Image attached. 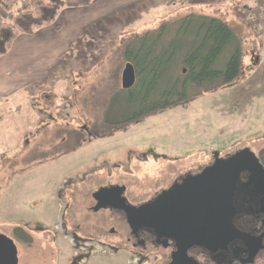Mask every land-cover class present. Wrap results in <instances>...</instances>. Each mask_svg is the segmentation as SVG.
Here are the masks:
<instances>
[{"label": "rangeland", "instance_id": "rangeland-1", "mask_svg": "<svg viewBox=\"0 0 264 264\" xmlns=\"http://www.w3.org/2000/svg\"><path fill=\"white\" fill-rule=\"evenodd\" d=\"M191 14L217 17L234 31L240 77L123 128L107 126L133 113L128 92L119 91L125 51L135 53L145 34L150 45L159 27ZM175 30L169 27L155 53L165 62V51L176 49L169 55L172 75L186 68L182 53L192 41L169 47ZM80 32L38 82L15 90L6 78L0 81V239L14 247L17 264H67L68 242L58 237L53 245L37 229L62 210L73 177H84L77 189L85 205L97 184L108 183L125 186L135 204L178 174L201 172L215 153L224 158L247 148L258 156L264 148V0L118 1ZM103 249L78 264L124 263L123 253ZM254 264H264V252Z\"/></svg>", "mask_w": 264, "mask_h": 264}, {"label": "trees", "instance_id": "trees-1", "mask_svg": "<svg viewBox=\"0 0 264 264\" xmlns=\"http://www.w3.org/2000/svg\"><path fill=\"white\" fill-rule=\"evenodd\" d=\"M93 1L0 0V8L6 15L4 19L0 18V56L9 51L19 35L31 36L37 30L53 25L63 9L88 7ZM177 21L176 24L159 27L156 30L158 38L150 45L145 44L148 36L145 34L139 38L135 53L125 51V62L131 63L136 73L135 84L127 90L126 98L127 104L133 107V113L118 121L110 120L107 126L123 128L137 119L187 104L191 99L219 90L240 77L241 45L223 20L191 14ZM171 25L176 30L169 47L181 41L185 45V41L192 38L190 46L182 53L186 68L178 75H172L169 66L172 59L169 55H174L176 49L165 51V62L162 55L159 58L155 55L157 48L165 43ZM147 77L151 78L149 84L145 82ZM258 158L264 165V148Z\"/></svg>", "mask_w": 264, "mask_h": 264}, {"label": "flooded vegetation", "instance_id": "flooded-vegetation-1", "mask_svg": "<svg viewBox=\"0 0 264 264\" xmlns=\"http://www.w3.org/2000/svg\"><path fill=\"white\" fill-rule=\"evenodd\" d=\"M199 173L188 171L178 174L159 193L135 204L125 196V186L112 183L98 186V181L94 180L93 184L97 185L89 194L90 203L85 205L82 191L77 189L84 177H73L67 182L69 192L64 196L62 210L50 226L38 227V236L53 245L58 237L67 241L73 248L67 264H78L79 259L98 254V248L105 253L102 251L104 247L111 249V256L123 253V264H249L247 259L253 247L250 241L235 239L225 249L216 252L193 245L184 253L174 239L165 236V232H157L150 227L132 229L127 214L122 209L112 207L119 206L120 200H123V206L135 208L151 203L162 192L180 185L185 177ZM248 177L247 173L240 174L236 184L233 200L236 213L232 225L250 238L262 237L261 245L264 248V185H253ZM101 189L112 190L101 196L98 195ZM98 205L107 206L98 209ZM263 252L264 249L259 251L251 264Z\"/></svg>", "mask_w": 264, "mask_h": 264}, {"label": "water", "instance_id": "water-1", "mask_svg": "<svg viewBox=\"0 0 264 264\" xmlns=\"http://www.w3.org/2000/svg\"><path fill=\"white\" fill-rule=\"evenodd\" d=\"M135 81V69L127 62L121 72V89L130 90ZM213 159V163L199 174L185 177L180 185L162 192L151 203L135 208L123 206V200H120L119 206L112 207L127 214L132 229L150 227L165 232V236L174 239L184 253L193 245L216 252L225 249L235 239L250 241L253 247L247 263L251 264L264 249L262 237L250 238L233 227L236 213L233 200L240 174L247 173L249 183L253 185H264V168L258 156L247 148L225 158H219L215 153ZM111 190L101 189L98 195L104 196ZM106 206L98 205V209ZM0 264H17L14 247L2 239Z\"/></svg>", "mask_w": 264, "mask_h": 264}, {"label": "crops", "instance_id": "crops-1", "mask_svg": "<svg viewBox=\"0 0 264 264\" xmlns=\"http://www.w3.org/2000/svg\"><path fill=\"white\" fill-rule=\"evenodd\" d=\"M118 1L94 0L88 7L63 9L58 15L57 25L43 27L31 36L19 35L9 53L0 58V81L6 78L7 84H12L15 90L24 84L38 82L58 66L60 56L66 52L71 41L81 35L80 31ZM4 14L0 8V17ZM67 78L64 77V80Z\"/></svg>", "mask_w": 264, "mask_h": 264}]
</instances>
